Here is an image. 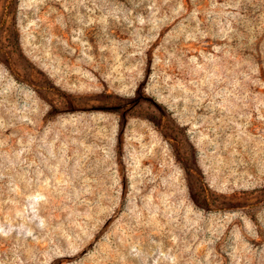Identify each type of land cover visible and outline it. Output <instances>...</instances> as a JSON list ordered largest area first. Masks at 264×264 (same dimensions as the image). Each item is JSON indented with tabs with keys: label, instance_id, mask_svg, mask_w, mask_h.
<instances>
[{
	"label": "rangeland",
	"instance_id": "rangeland-1",
	"mask_svg": "<svg viewBox=\"0 0 264 264\" xmlns=\"http://www.w3.org/2000/svg\"><path fill=\"white\" fill-rule=\"evenodd\" d=\"M0 264H264V0H0Z\"/></svg>",
	"mask_w": 264,
	"mask_h": 264
}]
</instances>
